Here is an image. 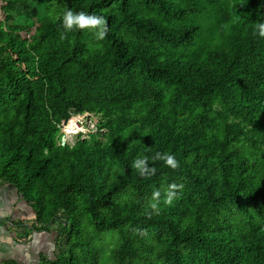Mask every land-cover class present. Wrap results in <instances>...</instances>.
Returning a JSON list of instances; mask_svg holds the SVG:
<instances>
[{
    "label": "trees",
    "instance_id": "1",
    "mask_svg": "<svg viewBox=\"0 0 264 264\" xmlns=\"http://www.w3.org/2000/svg\"><path fill=\"white\" fill-rule=\"evenodd\" d=\"M1 1L0 186L34 210L13 239L54 225L38 264H264V0H46L28 39L27 1ZM67 10L107 36L66 31ZM85 112L97 131L62 144Z\"/></svg>",
    "mask_w": 264,
    "mask_h": 264
},
{
    "label": "rangeland",
    "instance_id": "2",
    "mask_svg": "<svg viewBox=\"0 0 264 264\" xmlns=\"http://www.w3.org/2000/svg\"><path fill=\"white\" fill-rule=\"evenodd\" d=\"M26 1L28 7L24 8L22 5H19L15 12L16 18L20 24H24L28 19L34 22L33 26L21 30L23 39H28L27 34L35 32V25L39 23V20L50 14L46 0ZM73 117H75V120L72 126L68 128L67 126L65 128L63 126L66 143L73 144L78 138H86L89 133H95L97 131L96 124L90 116L81 118L76 115ZM100 132L103 131L100 130ZM4 184L0 187V204L2 205V207H0V263L7 259L18 260L17 255L21 253L19 251L20 248H27L30 251V256H27L28 260H26L24 264H38L40 254H44L45 257L54 258L56 254V246L54 244L56 227L54 225H52L50 232L39 231L34 233L33 231V235H31L30 241L26 245L23 243V240H19L17 243H23L19 249L14 246L17 240L12 237L15 235L13 233L17 232V226L11 225V221L21 220L24 224L26 223V225L30 226L33 222L32 219L34 218V214L32 217V212L34 213V210L30 204L22 199L11 184ZM116 236H118L116 233H114L113 236L108 233L102 235V240L99 243L108 254L110 253V249L114 246L117 238ZM23 253H27V251ZM23 253H21V255H23Z\"/></svg>",
    "mask_w": 264,
    "mask_h": 264
},
{
    "label": "clouds",
    "instance_id": "3",
    "mask_svg": "<svg viewBox=\"0 0 264 264\" xmlns=\"http://www.w3.org/2000/svg\"><path fill=\"white\" fill-rule=\"evenodd\" d=\"M63 26L66 31L73 30L76 28H88L93 31L97 40H103L108 33V24L107 20L103 16H99L96 14H90L84 11L74 12L72 10H67L63 14ZM256 29L258 30V35L264 37V22H259L256 24ZM152 160H163L165 164L170 166L171 168H177L179 166V161L176 159L175 155L172 153H161L156 152L155 156L151 157ZM148 157H139L135 160L134 166L139 170L141 175L145 173L155 174V167H149ZM171 189H175L177 187H182V185L172 184ZM176 195L174 191H170L165 203L171 204L173 197ZM160 200V192L156 190L152 196L151 208L158 212L160 209L158 207Z\"/></svg>",
    "mask_w": 264,
    "mask_h": 264
},
{
    "label": "crops",
    "instance_id": "4",
    "mask_svg": "<svg viewBox=\"0 0 264 264\" xmlns=\"http://www.w3.org/2000/svg\"><path fill=\"white\" fill-rule=\"evenodd\" d=\"M5 185V184H4ZM0 187H2V185L0 186ZM7 187V186H6ZM8 188V187H7ZM9 189V188H8ZM10 190V189H9ZM9 202V201H8ZM17 202H19V201H17ZM0 207H2V205L0 204ZM33 212H32V217H33ZM24 224V223H23ZM23 226H26V223L23 225ZM35 233V232H34ZM32 235H33V233H32ZM13 238V237H12ZM32 239V238H31ZM30 241V240H29ZM29 241H23V243L26 245V244H28L29 243ZM23 243H17V242H15L14 243V246L15 247H18V249L20 248V246L23 244ZM21 253H23V252H25V251H27V253H23V255H21V253L20 254H18L17 255V259L18 260H21V261H23L22 263H25L26 262V260H28V258H27V256H30V254H29V250L27 249V248H20V250H19Z\"/></svg>",
    "mask_w": 264,
    "mask_h": 264
},
{
    "label": "water",
    "instance_id": "5",
    "mask_svg": "<svg viewBox=\"0 0 264 264\" xmlns=\"http://www.w3.org/2000/svg\"><path fill=\"white\" fill-rule=\"evenodd\" d=\"M78 116H80L81 118H84L85 116H90V113H88V112H85V113H83V114H80V115H78ZM92 116V115H91ZM97 118L96 117H93V122L96 124V122H97ZM64 131V130H63ZM65 132V131H64ZM64 135H65V133H64ZM64 135H62V137H61V142H62V144H64V142H65V136Z\"/></svg>",
    "mask_w": 264,
    "mask_h": 264
},
{
    "label": "built area",
    "instance_id": "6",
    "mask_svg": "<svg viewBox=\"0 0 264 264\" xmlns=\"http://www.w3.org/2000/svg\"><path fill=\"white\" fill-rule=\"evenodd\" d=\"M2 5V1L0 0V6ZM30 36V34H27V37H29Z\"/></svg>",
    "mask_w": 264,
    "mask_h": 264
}]
</instances>
